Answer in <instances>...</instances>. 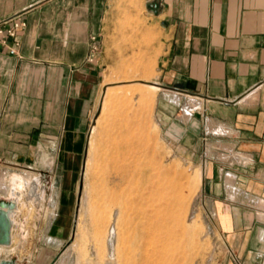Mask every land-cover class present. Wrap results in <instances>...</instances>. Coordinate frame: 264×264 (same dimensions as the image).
<instances>
[{"label":"crops","instance_id":"0c3cea01","mask_svg":"<svg viewBox=\"0 0 264 264\" xmlns=\"http://www.w3.org/2000/svg\"><path fill=\"white\" fill-rule=\"evenodd\" d=\"M145 2L155 5L148 7L168 44L155 83L160 125L200 165L228 264H264V0ZM110 9V0H0V20L26 23L17 55L0 44V168L41 164L32 170L48 185L37 188L36 202L27 197L34 180L27 173L12 174L10 186L7 172L0 176V197L17 196L11 177L22 183L12 243L0 246V259L37 264L22 235L30 223L19 217L20 201L55 211L56 180L74 179L83 163ZM62 227L39 221L40 246L62 244ZM65 261L61 255L55 264Z\"/></svg>","mask_w":264,"mask_h":264},{"label":"rangeland","instance_id":"374dc122","mask_svg":"<svg viewBox=\"0 0 264 264\" xmlns=\"http://www.w3.org/2000/svg\"><path fill=\"white\" fill-rule=\"evenodd\" d=\"M145 1L110 0L111 9L103 34L101 93L90 114L86 153L74 179L56 180L57 208L49 212L43 208L39 213L30 200L28 203L24 198L20 201L19 217L24 223H30L22 235L30 236L29 251L34 253L37 264H44L48 257L51 258L56 246L64 250L65 264L229 263L215 204L201 185L200 165L160 125L159 89L155 91L153 105L146 106L139 94L131 95V100L127 91L158 82L168 46L164 30ZM145 66L154 74L151 79L122 78L126 71H140ZM108 76L111 77L109 83L106 82ZM124 93H128V99ZM40 167L43 166L12 165L8 170L0 168V176L7 172L4 177L7 186L14 173L24 179L27 173L30 179L37 180L40 175L32 169ZM122 169L128 170L121 171L126 175L119 174ZM11 178L12 185L21 189L19 178ZM157 215L165 218V227L157 226L158 233L166 234L168 230L170 237L165 242L159 241L158 234L149 238L139 234L142 222ZM39 221H46L47 226L51 222L63 226L64 242L40 246L37 240ZM163 242L167 244L164 246Z\"/></svg>","mask_w":264,"mask_h":264},{"label":"bare ground","instance_id":"6f19581e","mask_svg":"<svg viewBox=\"0 0 264 264\" xmlns=\"http://www.w3.org/2000/svg\"><path fill=\"white\" fill-rule=\"evenodd\" d=\"M133 68V67H132ZM147 68H149V67H147V66H145L144 68H142L140 71H138V70H136V69H131V70H129V72H127L126 71V73H124L122 76V78H124V79H126V80H137V79H140V78H145V79H151L152 78V76L154 75L153 73H151V71H150V69H147ZM138 71V72H137ZM123 72V71H122ZM111 80V77L110 76H108L107 78H106V82L107 83H109V81ZM124 89V88H123ZM122 89V90H123ZM125 89H127V88H125ZM159 88H157V86L154 84V82L151 84V85H147V88H141V87H138L137 88V86L136 87H132V88H128L127 89V91H129L130 93V99H131V95H132V97H133V95L135 94V93H137V94H139L138 95V97H140L139 99L143 102V103H145V106H146V104H149V105H151L152 103H153V101H154V98H155V91L156 90H158ZM125 92V91H124ZM128 94V93H127ZM127 94H125L124 93V96L126 97L127 96ZM136 95V94H135ZM118 97V96H117ZM122 98L120 97V100H121ZM127 99H128V96H127ZM126 99V100H127ZM117 100V99H116ZM132 100V99H131ZM131 100H128V102L130 101L131 102ZM138 100V99H137ZM140 101V102H141ZM142 103V104H143ZM151 103V104H150ZM127 104V103H126ZM131 104V103H130ZM139 104H141V103H139ZM147 106L146 108H150V106ZM153 105V104H152ZM148 108V109H149ZM144 109V108H143ZM145 110V109H144ZM147 111V110H146ZM138 114V113H137ZM131 119V118H130ZM134 119V118H133ZM117 121V120H116ZM115 121V122H116ZM131 121V120H130ZM143 121V120H142ZM124 124V123H123ZM122 124V125H123ZM135 124V123H134ZM111 125V124H110ZM117 125H118V123H117ZM120 126V125H119ZM136 126V125H135ZM139 126V125H138ZM143 126V125H142ZM124 127V126H123ZM129 127V126H128ZM147 127V126H146ZM133 128V127H132ZM137 128V127H136ZM145 128V127H144ZM133 130V129H132ZM147 130V129H146ZM143 131V130H142ZM109 132V131H108ZM122 132V131H121ZM132 132L133 131H131L130 133H131V136H132ZM135 132V131H134ZM138 133V132H137ZM146 136H147V134H145ZM118 137H119V135H117ZM125 136V135H124ZM133 138V137H132ZM132 140V139H131ZM135 142V141H134ZM146 144V143H145ZM144 144V145H145ZM120 146V145H119ZM149 147V146H148ZM147 147V148H148ZM152 147V146H151ZM138 148V147H137ZM141 148V147H140ZM146 148V149H147ZM134 149V148H133ZM123 150V149H122ZM136 151V150H135ZM129 152V151H128ZM107 154V153H106ZM110 154V153H109ZM113 154V153H112ZM145 154V153H144ZM151 155V154H150ZM107 156V155H106ZM149 159V158H148ZM121 160V159H120ZM149 162V161H148ZM132 163V162H131ZM150 163V162H149ZM117 164H119V163H117ZM118 166V165H117ZM125 166V165H124ZM150 166V165H149ZM136 167H137V165H136ZM150 168V167H149ZM124 170H126V169H124ZM124 170L122 169V170H120V172L121 171H123L124 172ZM132 170V169H131ZM136 170V169H135ZM128 170H126V172H127ZM148 171V170H147ZM152 171V170H151ZM130 172V171H129ZM149 173V172H148ZM119 174H121L122 175V172L121 173H119ZM139 174V173H138ZM141 174V173H140ZM139 174V175H140ZM145 174V173H144ZM143 174V175H144ZM198 174V173H197ZM123 175H126V174H123ZM122 175V176H123ZM142 175V177L144 178V176ZM150 175V174H149ZM149 175H148V178H149ZM141 176V175H140ZM139 176V179L141 178ZM200 175H198V177H199ZM119 177H120V175H119ZM197 177V176H196ZM197 177V179H199ZM120 178H122V177H120ZM120 178H119V180H120ZM125 178V177H124ZM138 179V180H139ZM122 180V179H121ZM124 180V179H123ZM122 180V181H123ZM149 180H150V178H149ZM142 181V180H141ZM145 181H147V179L145 180ZM124 182V181H123ZM118 183V182H117ZM28 187H29V185H28ZM12 190L13 191H15L16 190V192H18V193H20L19 192V188H17V187H15L14 185H12ZM163 190V189H162ZM27 191V190H26ZM162 193V192H161ZM160 193V194H161ZM21 194V193H20ZM163 194V193H162ZM161 194V195H162ZM159 196V195H158ZM160 197V196H159ZM18 198H20V196H18ZM157 199V198H156ZM156 201V200H155ZM261 205H263V207H264V204H263V202H262V204ZM151 206V205H150ZM153 207V206H152ZM153 210V209H152ZM144 214V213H143ZM166 214V213H165ZM165 214L163 215V216H165ZM166 215H168V214H166ZM166 218H169V215H168V217H166ZM148 220L146 221V222H142V224H141V228L140 227H138L140 230V233L139 234H141L140 235V237H144V236H147V238H149L148 236H150V235H153V237H154V235H157L158 234V236L157 237H159L158 239H159V241H166L167 239H169V234H168V230H166L167 231V233L166 234H162V233H158L157 232V226L159 225L160 227H165V225H163L164 223H165V218H162V216L160 217V215H159V217H158V215L156 216V217H154V218H147ZM170 219V218H169ZM172 220V219H171ZM173 221V220H172ZM172 221H170V223L172 222ZM174 222V221H173ZM163 225V226H161V225ZM167 226H168V224H167ZM159 227V228H160ZM171 234V233H170ZM111 235H113V233H111ZM176 235V234H175ZM175 235L174 236H172V237H174L175 238ZM157 239V240H158ZM174 240V239H173ZM172 241V240H171ZM157 242V241H156ZM163 242V243H164ZM168 242V241H167ZM155 243V242H154ZM165 244H167V243H164L163 245L165 246ZM162 245V244H161ZM78 248V247H77ZM145 257V256H144ZM84 258V257H83ZM147 259H148V257H146ZM145 260V259H144ZM82 261V260H81ZM174 264V263H173Z\"/></svg>","mask_w":264,"mask_h":264},{"label":"water","instance_id":"95a60500","mask_svg":"<svg viewBox=\"0 0 264 264\" xmlns=\"http://www.w3.org/2000/svg\"><path fill=\"white\" fill-rule=\"evenodd\" d=\"M149 7L155 8L153 3L148 4ZM155 84V83H154ZM156 85V84H155ZM43 174V172H41ZM41 188L47 191L48 185L44 181L38 182L33 180L29 187H27V197L35 199L36 202L40 201V197L36 192L37 188ZM17 196H11L10 198L0 197V246L9 247L12 243L11 231L13 228L12 214L17 210L18 196H21L20 193L15 192ZM48 198L47 195L44 197ZM65 249V248H63ZM64 250L60 251L57 256L49 263L55 264L57 259L62 255ZM0 264H18L16 258L10 259H0Z\"/></svg>","mask_w":264,"mask_h":264},{"label":"built area","instance_id":"2783aa9c","mask_svg":"<svg viewBox=\"0 0 264 264\" xmlns=\"http://www.w3.org/2000/svg\"><path fill=\"white\" fill-rule=\"evenodd\" d=\"M26 23L18 16L8 17L0 20V44L8 49L11 55H17L20 44L19 33ZM93 51H98V47L93 44Z\"/></svg>","mask_w":264,"mask_h":264}]
</instances>
